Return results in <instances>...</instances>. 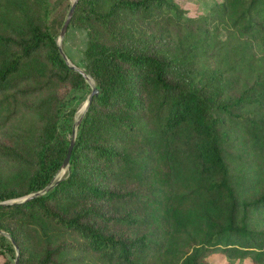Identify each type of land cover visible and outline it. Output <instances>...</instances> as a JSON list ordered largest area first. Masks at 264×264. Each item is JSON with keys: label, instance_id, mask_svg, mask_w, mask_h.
Wrapping results in <instances>:
<instances>
[{"label": "trees", "instance_id": "16d2710c", "mask_svg": "<svg viewBox=\"0 0 264 264\" xmlns=\"http://www.w3.org/2000/svg\"><path fill=\"white\" fill-rule=\"evenodd\" d=\"M180 12L171 0H77L69 24L85 31L98 93L57 176L91 88L59 52L48 0H0V203L51 184L0 204L18 264H264V103L158 39ZM210 13L264 45V0ZM13 251L0 234V254Z\"/></svg>", "mask_w": 264, "mask_h": 264}, {"label": "rangeland", "instance_id": "374dc122", "mask_svg": "<svg viewBox=\"0 0 264 264\" xmlns=\"http://www.w3.org/2000/svg\"><path fill=\"white\" fill-rule=\"evenodd\" d=\"M72 1L48 0L51 9L49 23L56 35V42L59 41L60 30L67 17ZM171 1L176 4L178 11L182 10V13L178 14L173 23L156 27L158 39L178 51H187L188 56H192L190 61L192 63L195 62L194 67L201 72L209 71V73L222 78L226 82L227 90L230 91L232 96H237L246 88L251 87L250 93L256 95L264 103V45L253 43L248 37L237 36L231 28L213 18L210 13V7L218 0ZM86 46L87 37L85 31L73 26V24H69L62 39L61 48L68 61L82 70L86 68L87 63L84 56ZM87 84L90 86L88 82ZM88 95L84 99L80 97L76 100L77 110L74 113L72 132L74 130V123L79 118L81 119L85 112L81 110ZM65 170L60 169L57 176H62ZM24 197L6 201L21 202ZM101 205L104 211L107 210V216L114 213L115 208L109 204L101 203ZM105 221L108 222L109 220ZM113 228L117 232L129 235L142 232L121 223L114 224ZM0 234L10 240L15 256L12 258L11 253L4 252L0 254V262L9 260L12 264H15L16 257L18 256V247L16 250L7 233L0 232ZM206 260L208 264H252L249 259L232 260L220 254H213Z\"/></svg>", "mask_w": 264, "mask_h": 264}, {"label": "water", "instance_id": "95a60500", "mask_svg": "<svg viewBox=\"0 0 264 264\" xmlns=\"http://www.w3.org/2000/svg\"><path fill=\"white\" fill-rule=\"evenodd\" d=\"M76 2H77V0H73V1H72V4H71V6H70V9H69V12H68V14H67V17H66V19H65V21H64V23H63V25H62V28H61V30H60L59 41L57 42V45H58L59 52H60V54L62 55V57L64 58L66 64H67L69 67H71L72 69H74L75 71L79 72V73L84 77V79L86 80V82H88V83L90 84V86H91V92H90V94L88 95L87 100H86V102L84 103V105H83V107H82V110H81L82 112H84V111H86L87 106H88L89 103L91 102L92 97L98 93V90H97V88L94 86V84H93V82H92V80H91L89 74L86 73V72H85L84 70H82L81 68H79L78 66H76V65H74V64H72V63H70V61H68V58L66 57V55L64 54V52H63V50H62V48H61V42H62V39H63V37H64V35H65V32H66V30H67V28H68V25H69V23H70V20H71V18H72V15H73V13H74V9H75V6H76ZM79 122H80V118H79L78 120H76V122L74 123V130H73V132H72V134H71V139H70V142H69V145H68L67 153H66V156H65V158H64V160H63V163H62V166H61V169H62V170H65L66 168H68V165H69V159H70L71 151H72V148H73V145H74V140H75V128L78 126ZM50 187H51V184L47 185V186H46L44 189H42V190H39V191H37V192H35V193H32V194L27 195L26 197H24V198L22 199V201H25V200L30 199V198H32V197H36V196H39V195L43 194V193H45ZM9 203H14V202H8V201H5V202H1L0 204H9ZM11 241H12L13 245L15 246L16 250H17V245L15 244V242H14L12 239H11ZM15 264H18V260H17V258H16V260H15Z\"/></svg>", "mask_w": 264, "mask_h": 264}]
</instances>
